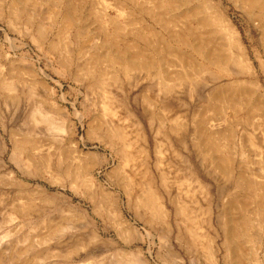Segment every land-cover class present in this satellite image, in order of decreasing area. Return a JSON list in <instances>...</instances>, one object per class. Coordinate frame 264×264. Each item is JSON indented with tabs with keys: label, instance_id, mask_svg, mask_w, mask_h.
I'll use <instances>...</instances> for the list:
<instances>
[{
	"label": "rangeland",
	"instance_id": "1",
	"mask_svg": "<svg viewBox=\"0 0 264 264\" xmlns=\"http://www.w3.org/2000/svg\"><path fill=\"white\" fill-rule=\"evenodd\" d=\"M251 79L264 88V30L244 0H0V264H213V237L218 264H264V191L248 188H264L263 99L234 83Z\"/></svg>",
	"mask_w": 264,
	"mask_h": 264
},
{
	"label": "bare ground",
	"instance_id": "2",
	"mask_svg": "<svg viewBox=\"0 0 264 264\" xmlns=\"http://www.w3.org/2000/svg\"><path fill=\"white\" fill-rule=\"evenodd\" d=\"M160 1V0H159ZM172 1V0H171ZM151 2V1H150ZM149 2V3H150ZM244 2L246 3V4H248V6H250L251 8H256L257 10H258V12H259V14H260V17H261V19H262V24H263V30H264V4H263V0H244ZM161 3H167V4H170V0H161ZM57 5V17H59L60 15H61V12H62V8H61V6H60V3L58 4H56ZM115 5V4H114ZM157 5V4H156ZM159 5V4H158ZM157 5V6H158ZM158 8V7H157ZM118 9H119V11H122L123 9H122V5L120 6V4L118 5ZM13 10H17V8L15 7V9H13ZM68 15L66 14V16H64V19H66V21L70 24V25H72V22H74V12L72 11V10H69L68 9ZM121 14V13H120ZM119 14V15H120ZM215 14V18H216V20L219 22V24L221 25V27L225 30V32H226V35H227V38H228V40H229V42H230V44L234 47V49L236 50V56H237V60L239 61V63H241L242 61L243 62H246L247 63V60H249V57H248V54H247V52H246V50H244V48H242L241 46V44H240V41H239V38H238V34H237V32H236V30H235V28L233 27V25L230 23V21L229 20H226V19H224V18H222V16H220V14H216V12L214 13ZM97 15V14H96ZM99 15V14H98ZM97 15V16H98ZM194 15H196V11H192V12H189V13H186V15L185 16H183V18L184 19H186V18H188V17H190V16H194ZM100 17H101V15H99ZM98 16V17H99ZM151 16V15H150ZM156 20L157 21H160V20H163L164 22H166V23H169V22H172V21H174V20H172L171 18H169V19H160V17H156ZM185 23V22H184ZM205 23V22H204ZM203 23V24H204ZM187 25V24H186ZM185 25V26H186ZM259 25V24H258ZM188 27V26H187ZM191 27V26H190ZM191 28H193V27H191ZM140 30V29H139ZM145 30L146 31H150V32H153L154 30H152V28L151 27H145ZM191 30H193V29H191ZM106 32V31H105ZM198 33V32H197ZM108 34V33H107ZM155 34V33H154ZM107 37V36H106ZM155 37H157V35H155ZM183 45H189L190 44V42L187 40V38L185 37V39H183ZM71 41H70V45H71ZM163 46H162V48L165 50V52H167V53H171L170 51L168 52V50H170L167 46H165L162 42H160ZM263 44V43H262ZM114 45H115V43H114ZM203 45V44H202ZM115 46H117V45H115ZM120 46V45H119ZM128 46L130 47V48H133L132 46H131V44H128ZM116 49H117V47H116ZM196 51L198 52V53H200L201 52V50L199 49V48H196ZM112 53V52H111ZM106 55H105V57L109 60V62H121V63H127L128 62V60H125V59H123V58H120L117 54L114 56V57H112L111 55H110V53L109 52H107V53H105ZM166 54V53H165ZM172 54V53H171ZM250 55V54H249ZM133 56H134V54H133ZM176 56H179V55H176ZM165 57H166V55H165ZM179 58H183V57H181V56H179ZM263 58V57H262ZM241 60V61H240ZM133 61V60H132ZM188 60H186V62H187ZM143 62H145V63H143L142 65L143 66H146V64H147V60H143ZM185 62V63H186ZM189 62V61H188ZM222 62V61H221ZM129 66L130 67H132L133 66V64L132 63H130L129 64ZM148 67V66H147ZM238 67H240V65L238 66ZM237 67V68H238ZM251 67V65L250 64H248L247 63V68H250ZM245 68V67H244ZM246 68V69H247ZM10 69V68H9ZM247 70H249V69H247ZM9 72H11V71H9ZM12 73V72H11ZM247 74L248 75H252V76H254V73L250 70V71H247ZM38 80V79H37ZM37 84H33L32 85V87H36V86H38V84L40 85V87H42L43 89H45V91H47L46 90V83L42 80H40L39 82H36ZM235 84H237V86H241V85H244V84H246V83H250L251 85L253 84V85H255V88L256 89H258L260 92H261V95H262V99L263 100H261V103H255L254 104V109L255 110H264V88L262 87V85H260L259 83H258V81H256V80H247V81H235L234 82ZM48 84V83H47ZM223 85V84H222ZM227 85H231V84H225V85H223V86H219L218 87V89L215 91L216 93L214 94V96H213V99L215 100V101H221V100H223V99H221L222 98V91H224L225 89H223V88H226L227 87ZM49 86V85H48ZM248 87V86H247ZM242 88H243V90H241V93H242V95L245 97L246 95L247 96H251L252 94V91H249V90H246L243 86H242ZM257 90V91H258ZM218 91V92H217ZM234 91H231V92H229L230 94H232ZM50 93L51 92H47L46 93V95H48V96H50ZM259 96V95H258ZM228 97V96H227ZM246 98V97H245ZM225 100V99H224ZM226 102H229V105H232V107H234V109L236 110V103L238 102V101H235L233 98H232V95L230 96V97H228L227 99H226ZM239 103V102H238ZM245 104H247L246 105V107L247 106H249L250 107V104L248 103V102H243L242 103V105H245ZM249 104V105H248ZM223 106V105H222ZM222 106H220V108L222 107ZM227 106V105H226ZM223 107H225V105L223 106ZM222 107V108H223ZM217 108H219V106H217ZM251 108H253V106L251 107ZM214 110H215V108H214ZM220 110V109H219ZM219 110L217 111L219 114H221L220 112H219ZM222 110H224V108L222 109ZM40 111H41V109H40ZM216 112V111H215ZM217 114V113H216ZM251 117H252V115H250ZM249 116V117H250ZM37 117V116H36ZM222 117V116H221ZM210 118V117H209ZM218 118V117H217ZM253 118V117H252ZM249 120H251L250 118H249ZM248 120V121H249ZM224 121V120H223ZM204 122V121H203ZM249 123H250V121H249ZM99 125V124H98ZM214 125H216L215 123H214ZM227 129V128H226ZM224 131V130H223ZM201 132H203L201 129H199V133L202 135V133ZM218 132H220V131H218ZM263 132H264V130H263ZM215 133H217V131L215 132ZM227 133V132H226ZM222 134H224V133H222ZM228 134V133H227ZM220 135H221V133H220ZM217 138V137H216ZM30 140V139H29ZM24 141V140H23ZM249 141V140H248ZM35 142H37V141H35ZM149 142V141H148ZM207 142L209 143V145L211 146V149H216L217 148V142H216V139H215V137H213V136H209V137H207ZM39 143V142H38ZM20 144L22 145V146H24V144L26 145L27 143L26 142H20ZM32 144H34V143H32ZM43 144V143H42ZM41 145V144H40ZM67 155V154H66ZM221 165H223V166H225L226 164H228V158H226V157H222L221 156ZM219 159V160H220ZM90 180V179H89ZM199 182V181H198ZM200 183V182H199ZM201 185V184H200ZM248 188H251V189H253V191H256V190H262V191H264L262 188H259V187H257V186H255V185H253V184H248ZM148 194H147V198H144V199H142V205L143 206H145L146 208H150V210L152 211V210H154L155 208H156V210H157V212L159 213V216L161 217V220L163 221V223L165 224V227H166V229H167V231H168V233L170 234L171 232H172V228H171V225H170V223H169V221H168V217H169V211L167 210V207H166V205H165V198H164V196H163V193H160V192H158L156 189H154V187H150L149 186V188H148ZM262 194H264V193H262ZM117 205H116V203H115V211H119L118 210V208L116 207ZM24 212V211H23ZM26 214V213H25ZM117 215H119L118 213H117ZM6 219V218H5ZM113 219V218H112ZM118 222H119V224L121 225V226H123V227H125L126 229H127V231L129 232V234H133V235H135V236H137L138 238H140V233L138 232V230H136L134 227H132V225L131 224H129V222L128 221H126V220H124L123 218H121L120 217V215L118 216ZM9 236V235H8ZM7 236V237H8ZM169 241V244H170V239H168ZM214 237L213 238H211V243H213L212 245H211V258H212V261H213V264H218V261H217V257H216V250H215V248H213L214 247ZM167 242V243H168ZM137 260V259H136ZM136 264H149L148 263V261L147 260H137V263Z\"/></svg>",
	"mask_w": 264,
	"mask_h": 264
}]
</instances>
